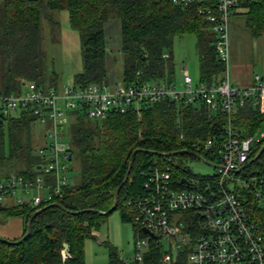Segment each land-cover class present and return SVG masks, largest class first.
<instances>
[{
	"label": "trees",
	"instance_id": "1",
	"mask_svg": "<svg viewBox=\"0 0 264 264\" xmlns=\"http://www.w3.org/2000/svg\"><path fill=\"white\" fill-rule=\"evenodd\" d=\"M236 7L251 35L264 33V0H241ZM54 10L67 11L69 25L81 40L83 64L74 76L77 83L103 82L111 73L106 62L105 38V25L111 19L119 24V79L124 83L174 80L173 41L188 33L195 36L200 79L217 82L225 75V64L214 48L215 33L197 13L196 3L184 6L171 0H5L0 8L2 91H18L24 82L14 60L26 63L31 71L27 80L42 86L34 60L41 52L37 48L42 38V19L54 26L56 20L48 15ZM72 113L66 136L70 161L75 158L78 163V178L63 186L62 195L51 202L38 206L23 202L2 208L5 214L20 216L24 227L18 237L8 241L0 238V264H61L60 250L64 244L70 254L65 264H85V240L95 238V230L114 210H119L123 222L132 223L137 235L142 234L132 220L126 200L142 192L143 171L151 164L167 163L175 183L181 186L179 179L190 172L183 161L196 157L176 151L191 149L207 157L209 153L195 143L219 132L223 121L221 113L211 112L203 103L171 100L156 101L141 107L139 112L110 111L100 120L77 111ZM263 120L264 113L249 105L233 117L241 136L255 134ZM34 122L27 112L15 119H0V164H7L10 172L24 177H32L41 161L36 149L43 145L44 138L42 135L41 142H34ZM263 144L264 137L256 141L249 160ZM263 169L264 149L245 167L244 173ZM128 170L126 181L115 195ZM244 193L247 212L263 219L264 193L261 206L256 205L250 191ZM114 201L116 207L103 213ZM29 218V234L19 240ZM103 244L107 248V264H124L109 241L104 240ZM162 252L160 241L150 237L146 264H159Z\"/></svg>",
	"mask_w": 264,
	"mask_h": 264
},
{
	"label": "built area",
	"instance_id": "2",
	"mask_svg": "<svg viewBox=\"0 0 264 264\" xmlns=\"http://www.w3.org/2000/svg\"><path fill=\"white\" fill-rule=\"evenodd\" d=\"M171 1L184 6L197 4V13L215 33L214 48L225 64L224 77L217 82L199 79L193 83L183 67L174 80L124 83L109 75L103 82L72 80L60 90L27 80L18 91H0V119H15L27 112L44 135L43 145L36 149L41 161L32 177L15 172L0 175V216L2 208L23 202L38 206L62 195L63 186L69 183L71 152L66 128L72 112L100 120L110 111L139 112L141 107L160 100L200 102L223 116L219 132L195 143L209 153L195 159L215 170L206 174L189 172L181 177L186 182L179 179L181 186L175 183L167 163H154L143 171L142 192L126 200L132 220L143 232L137 235L132 264H146L151 236L143 227L163 236L160 238L173 237L174 253L163 251L159 264H264V218L247 212L244 195L250 191L256 205L261 206L264 169L248 174L244 169L253 145L264 134L241 136L233 123L234 114L245 105L264 113V75L256 73L250 84L237 86L231 84L226 73L230 17L241 0ZM60 253L61 264H65L70 256L68 248L63 246ZM121 260L130 263L126 258Z\"/></svg>",
	"mask_w": 264,
	"mask_h": 264
},
{
	"label": "rangeland",
	"instance_id": "3",
	"mask_svg": "<svg viewBox=\"0 0 264 264\" xmlns=\"http://www.w3.org/2000/svg\"><path fill=\"white\" fill-rule=\"evenodd\" d=\"M5 0H0V8ZM55 21L54 26L42 19V35L39 48L41 52L34 62L38 67V80L44 88L53 87L60 90L64 84L74 80L83 64L81 53V40L78 32L70 27L66 10H54L48 12ZM108 22L106 24V62L111 60L113 79H119L122 62L118 55L119 46V24ZM173 60L175 64V79L181 75V70L186 67L193 83L199 81V58L195 49V36L183 34L176 36L173 41ZM43 51V52H42ZM228 61L226 73L232 85L243 86L252 82L254 74L264 75V33L253 36L245 28L242 14L231 15L228 34ZM19 69L22 82L27 81L28 70L22 61H13ZM109 66V65H108ZM0 90L3 84L0 80ZM34 142H41L42 129L34 122ZM264 134V120L256 131V136ZM184 168L194 174L213 173L215 168L200 159L189 157L183 161ZM7 164H0V174L10 172ZM14 172V171H13ZM69 181H76L78 178V163L71 161V169L68 171ZM46 192V191H45ZM33 194H36L33 191ZM8 229L11 233H7ZM23 230L22 218L17 215L2 214L0 216V237L7 239L19 235ZM95 238H87L84 243L85 264H107V248L104 240L109 241L116 249L119 258H126L132 264L135 256V241L137 234L131 222H123L119 210L111 212L100 228L95 230ZM163 251L174 253L173 237L159 238Z\"/></svg>",
	"mask_w": 264,
	"mask_h": 264
},
{
	"label": "water",
	"instance_id": "4",
	"mask_svg": "<svg viewBox=\"0 0 264 264\" xmlns=\"http://www.w3.org/2000/svg\"><path fill=\"white\" fill-rule=\"evenodd\" d=\"M263 149H264V144L261 146V148L259 149V151L257 152V154H256L253 158H251V159L249 160V163H250L251 161H253L255 158H257V157L261 154V152L263 151ZM136 151H137V149H135V150L133 151L132 155H134ZM179 152H188V153H191V154H193L194 156H196V157H198V158H202L201 155H200L198 152H196V151H194V150H191V149H182V150L176 151V153H179ZM165 154H167V153H165ZM69 157H71V153H69ZM128 173H129V170L127 171V173H126V175H125L123 181H122V182L116 187V189H115V195L118 194V192H119V190H120L122 184L126 181L127 176H128ZM180 181H181V182H186V180H185L184 178H181ZM115 207H116V201H114L113 205H112L108 210H106V211L103 212V213L110 212V211H112ZM38 210H39V209H37L35 212H37ZM30 223H31V218H29V220H28V222H27V224H26V227H25V232H24L23 236H22L19 240H22L23 238H25V237L28 236V234H29V230H30ZM142 230H143L144 232L148 233L152 238H160V237H163V236H161V235H156V234L152 233V232L149 231L147 228H144V227H143ZM0 238L3 239V240L8 241L7 239H4V238H2V237H0ZM64 246H65V247H68L67 244H64Z\"/></svg>",
	"mask_w": 264,
	"mask_h": 264
},
{
	"label": "crops",
	"instance_id": "5",
	"mask_svg": "<svg viewBox=\"0 0 264 264\" xmlns=\"http://www.w3.org/2000/svg\"><path fill=\"white\" fill-rule=\"evenodd\" d=\"M238 11H239V9H238V7H236L235 10L233 11L232 15H233V14H236V13H239ZM111 20H112V19H111ZM115 21H116V20H113V23H115ZM108 22L111 23L112 21L109 20ZM108 22H107L106 24H108ZM105 34H106V25H105ZM118 49H119V46H118ZM110 63H111V60L109 61L108 65H109V68H110V72L112 73L113 70H112V67H111V64H110ZM229 81H230V80H229ZM42 132H43V131H42ZM43 138H44V135H43ZM3 214H4V213H3ZM22 222H23V220H22ZM23 227H24V224H23ZM6 232H7V233H11L8 229H6ZM22 232H23V230H22ZM22 232H21L19 235L14 236V237H12V238H15V237L20 236V235L22 234ZM12 238H7V239H12Z\"/></svg>",
	"mask_w": 264,
	"mask_h": 264
}]
</instances>
